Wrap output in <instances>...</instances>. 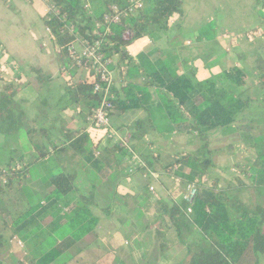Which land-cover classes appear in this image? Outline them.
<instances>
[{"label": "trees", "instance_id": "16d2710c", "mask_svg": "<svg viewBox=\"0 0 264 264\" xmlns=\"http://www.w3.org/2000/svg\"><path fill=\"white\" fill-rule=\"evenodd\" d=\"M133 1L144 2V8L123 19L120 24L111 25L110 33H107V27L102 24L104 15L110 13L113 7L124 11ZM51 2L60 13L51 16L50 20L47 17L45 23L46 28L51 29L58 48L61 69L69 72L67 94L70 106L80 107L86 122L100 106L102 97L94 91V73L90 72L83 79V69L69 57L68 49L77 43V38L64 31L65 26L74 27L76 34L88 42L102 40V51L106 57L118 59L122 86L121 89H113L112 116H123L134 110H143L147 114L129 132L133 151L150 170H155L156 164H159L165 173L178 180L200 182L192 206L185 201L180 204L157 201L154 205L157 219L153 224L158 225V230L162 232L171 229L176 233L179 243L188 251L187 264H260V257L264 255V208L250 209L238 197L220 190L217 185L201 184L203 177L210 175L214 167L210 134L224 130V136L241 138L244 144L255 149V163L246 170L251 185L264 188V138L242 131L243 127L237 125L249 103L256 101L252 89L246 86L253 73L245 68L233 67L218 76L196 81L181 74L160 55L154 56L153 52L137 58L130 56L128 47L132 43L145 37L154 41L157 34L170 29L173 18L183 15L182 0H97L94 12L89 11L83 0ZM127 32L132 34L129 41L124 39ZM261 62L255 72L258 82L264 85V65ZM17 93L12 85L6 86L0 93V135L6 138L19 134L25 115L23 111L16 110ZM85 131H65V142L55 145L53 151H64L69 142L100 176L104 175L106 166H111L110 163L114 162L120 170L125 159L131 157L129 151L107 140L105 132L101 141L95 142V138ZM42 132L45 139H51L48 129H42ZM151 133L161 138L191 134L200 141L202 149L164 166L147 144L143 147L133 145H139ZM104 140L106 144H103ZM94 148L99 152L98 156ZM48 155L49 152L40 155L22 171H8V184L0 187V213L4 216V226L12 231L13 237L25 244L26 258L31 264H69L98 240L96 228L101 217L112 218L114 215L111 206L100 207L101 198L95 189L81 192L75 174L65 171L51 174L43 184L44 193L31 192L16 183L17 178L27 175L31 166ZM11 162L7 164V169L11 168ZM126 172V176H132L127 167ZM15 184H18L17 193L23 196L24 211L17 209L16 202L19 200L14 198L11 189ZM143 191L136 205L145 208L143 206L147 203H152V195L148 186ZM115 199L120 200V197L115 195ZM195 234L197 238L190 242ZM4 245V238L0 236V246ZM4 262L0 261V264ZM116 264L126 263L117 260Z\"/></svg>", "mask_w": 264, "mask_h": 264}, {"label": "crops", "instance_id": "0c3cea01", "mask_svg": "<svg viewBox=\"0 0 264 264\" xmlns=\"http://www.w3.org/2000/svg\"><path fill=\"white\" fill-rule=\"evenodd\" d=\"M96 1L83 0L90 12H94L97 8ZM192 1L197 2L199 0H190L187 6L186 0H182L183 15L174 17L170 29L157 34L154 41L145 37L132 43L128 47L130 56L137 58L141 54L153 52L154 56L160 55L163 61L171 63L181 74H186L196 81H204L218 76L233 67L250 70L253 76L246 81V86L252 89L256 101L249 103L247 110L240 116L237 125L243 127L242 131H249L260 138H264V85L258 82L255 72L260 61H262L261 65H264V32L261 37L253 35L254 37L250 39L246 36L248 33L232 34L231 31L228 32L229 27L237 29L239 23L235 24L229 21L227 23L228 30L221 35L214 29L213 16H209L215 14V11L214 14L212 11L213 6L203 5L200 16L194 17L190 16L194 12L191 10ZM205 1L206 3L215 2V6L218 5L217 0ZM226 2L233 6L235 0H226ZM248 5L247 9L250 12H244L241 20L244 21L243 18L249 17L254 22L253 9L255 5L257 12L262 14L261 17L264 20V0L249 1ZM48 10L49 4L46 0H0V93L4 91L6 86L12 85L18 91L15 98L16 102L19 96H22V91H19L21 88L33 86L37 90L41 88V86L38 87L39 84L47 83L50 86L56 85L57 89L68 82L69 72L61 69L58 48L47 32L45 20L49 13ZM206 16L209 17L204 22ZM241 17H237V19ZM196 21L197 23H195ZM207 26L210 28L206 29ZM246 31L257 32L261 29ZM214 35V38H210ZM225 35H228V40H224L227 39L223 37ZM76 48L79 50L81 46L76 45ZM222 51L225 52V56L219 58L218 56L221 55ZM116 60L118 61V59ZM119 69L120 64L115 69V87L121 89ZM3 70H6L7 73H1ZM81 75L83 79H86L89 73L81 70ZM49 90L52 91V89ZM20 99L23 101V97ZM17 103L24 106L20 102ZM254 105L256 107H253ZM55 115L54 119L60 129L57 126L56 135L51 132V139H46L43 142L42 147H39L41 150L39 148L33 150L35 153L39 152V156L48 152L55 153L53 147L55 145L60 146L65 142V131L85 129L86 133H90L91 137L95 138V142L101 141L104 136V132L89 127L88 119L85 122L78 106H69L64 111L56 110ZM146 116H143L141 110L130 111L123 116L114 114L112 126L119 133L130 134L129 132L134 128L135 123L146 118ZM33 131L31 130V132ZM223 131L217 130L210 134V150L213 151L212 161L214 164L209 175L212 185L218 184L217 181H212V176L219 173V178L225 176L224 174L221 175V169L224 164H230L232 165L230 171L237 179L225 188L222 186L223 183L219 182L218 188L220 187V190L230 195L244 191V195L248 199L255 194L264 195V188H256L251 185L250 176L246 170L247 166L255 163V149L244 144L241 138L224 136ZM10 138L0 135V145L7 144ZM103 144H106V140L103 141ZM144 144H147L152 152L160 157V160L162 157L170 158L171 163L187 154L196 153L201 147L200 141L191 134L161 138L151 133L139 145L134 143L135 146L142 147L145 146ZM232 145H234L235 150H232ZM69 146L71 145L68 142L66 147ZM96 152L98 151L96 150ZM30 157V161H36L38 158L35 155L33 159L31 155ZM46 159H49L48 156L41 161ZM10 161H12V165L20 161L25 166L29 165V163L25 164L22 159L16 161L13 158ZM83 163L86 168L92 170L84 159ZM7 164L0 165V169L5 168ZM35 164H39V162ZM110 164L111 166L105 167L103 176L92 170L97 175L98 183L92 184L91 190L95 189L101 198L100 206L104 202L111 206L114 217H101L96 228L98 240L69 264H116L118 259L126 264H177V259L183 256H185L187 263L188 251L185 246L179 243L176 233L171 229L162 232L158 230V225L153 224L157 219V209L154 206L157 201L177 204L184 201L183 181L165 173L159 164H156L155 170H152L155 172L156 178L146 175L142 171L129 177L126 176L127 165L125 163L122 164L120 170L118 166L114 165V162ZM237 166H242V168H237ZM31 170L32 166L24 179L27 180ZM146 186L149 187L152 195V203H147L146 206H143L145 208L137 207L136 203H139V197L142 196ZM40 192H45L43 185L37 193ZM115 195H118L120 200L115 199ZM113 199L115 200L114 203H112ZM258 207L264 208V203L257 205L254 209ZM140 208L142 209L141 212ZM10 235V230L4 226L3 218L0 215V236H3L5 241ZM196 238L197 234L190 239V242ZM165 250H169L168 256H166L167 261L163 260ZM10 256L8 257L10 259L17 258L13 252ZM260 264H264L261 259Z\"/></svg>", "mask_w": 264, "mask_h": 264}, {"label": "rangeland", "instance_id": "374dc122", "mask_svg": "<svg viewBox=\"0 0 264 264\" xmlns=\"http://www.w3.org/2000/svg\"><path fill=\"white\" fill-rule=\"evenodd\" d=\"M217 1H218L216 2L218 4L217 6H215V2L206 3L205 0H199L197 2L192 1L191 10H193L194 12L191 13L190 16H194V17L200 16L203 5L204 6L207 5L208 7L213 6L215 9L218 10L216 11L212 7L213 14L214 11L215 14L209 16H213L214 21L212 23L217 33L220 32L221 35L224 34L225 31L228 30L227 23H229V21L235 24L239 23V25L236 27L237 29H232L231 27H229L228 32L231 31L232 34H239V32L240 34L250 33L252 31H246V30L249 29L255 30L258 28L261 29L262 33L264 32V20L262 19L260 13L257 12L256 5L253 9L254 22H252L249 17L243 18L244 21L241 20L242 19L241 16L243 15V13L249 11L247 9L249 7L248 2L253 0H235L233 6L231 3H229L228 5L226 0H217ZM189 2L190 0H186V6L187 3ZM204 12L205 14H207L206 11ZM209 16H206L204 18V22H206L205 20ZM237 17H241V18L237 19ZM195 23H197V21ZM223 37L227 38L224 40H228V37L225 36ZM218 51H220V49H218ZM223 55L225 56L224 51H222L221 55L218 57L223 58ZM9 68L12 69V67ZM1 73H7V71L3 70ZM38 87L40 89L37 90H35V87L33 86L31 87L28 86L27 88L19 89V91L20 90L22 91L21 92L22 96H19L17 102L24 104V106H20V104L17 103L18 108L16 110L17 112H19L20 110L23 111L25 115L21 123L19 134L15 137H11L8 140L9 142H7V144L0 145V165L7 164L11 158L12 159L14 158V160L16 161H20L22 159L25 164L32 163L34 160L30 161L31 160L30 155L32 156V159L34 155L39 157V152L35 153L33 152V150L35 148L42 147L43 142L46 140L42 132V129L47 128L49 129L50 133L51 132L53 133V135L57 134L56 130H57V126L59 128V125L58 123H56L54 119L55 116L57 115V114L55 115L56 110L64 111L66 108L70 106V103L68 101L69 96L67 94L68 83L67 82L64 83V85H62L61 88H57V89H56L57 87L56 85L50 86L47 83L39 84ZM49 89H52L53 92L50 91ZM21 97H23V101H21L20 99ZM255 104L258 105L257 103ZM256 105H254L253 107H256ZM141 111L143 113V116H146L145 111L143 110ZM44 123H46L47 125ZM64 126L66 127V125ZM31 130H34V132L31 133ZM231 148L232 150H235L234 145H232ZM14 149L17 150L15 151ZM201 149L202 148L200 147V149L197 152L199 153ZM98 153L99 152H96V156L98 155ZM48 158L49 159H46L45 161H41L39 162V164H35L32 166V170L28 175L27 180L24 179L26 177H24L25 175L23 174V176L17 178L16 183L18 182V184H21V187L26 190H29L31 192H38L41 190L42 185L48 180L51 174L58 173L60 171H65L66 173L75 174L76 184L81 189V192L90 191L91 185L98 183L97 175L92 170H90V168L85 167L83 163L82 155L78 153L73 146L66 147L65 150L62 152L49 153ZM171 161L172 160L170 158L162 157V163L164 164V166L170 164ZM16 163H20V162H16ZM223 166L224 167H222L221 169L222 172L221 175L224 174L225 176L219 178L218 175L220 173L215 174L214 176H212V181L218 182L217 187L219 186V182H222L223 183L222 186L225 188L230 183L232 184L233 181H236L237 178H235L230 171L232 165L224 164ZM237 168L241 169L242 166L239 167L237 166ZM2 175H0V180L6 179ZM205 177L209 179V175ZM18 184L13 185L11 189L13 190V194H15L14 198L19 200L16 202L17 209L19 211H24L26 209V205L23 200V196L20 193H17ZM186 184L187 182H183L185 191H186ZM211 184L212 182L210 181L209 185ZM0 187L2 188V185H0ZM7 189L9 190V188ZM231 196H236L239 199H241V201L244 202V204L250 209H254V207H256L257 205L264 203V195L258 196L257 194H255L254 196H250L248 199L247 197H245L244 191H239L231 194ZM106 206L107 205L104 202L100 207L102 208ZM2 218H4L3 215ZM10 234L11 235L7 237L4 241L6 245L0 246V261H5L4 262L5 264H31L30 261H28V258H26V252L24 248L25 244L22 242L24 247L20 246L18 241L21 240L17 237H13L11 230H10ZM12 252L17 256V258L15 259L8 258L10 255H12ZM168 253L169 250H165V253L163 254L164 261H167L166 256H168ZM260 259L261 261H264L263 256H261ZM176 263L187 264L185 256L178 258Z\"/></svg>", "mask_w": 264, "mask_h": 264}, {"label": "built area", "instance_id": "2783aa9c", "mask_svg": "<svg viewBox=\"0 0 264 264\" xmlns=\"http://www.w3.org/2000/svg\"><path fill=\"white\" fill-rule=\"evenodd\" d=\"M49 4L48 10V20L51 16L58 15L60 12L58 8L51 2V0H46ZM144 5L142 1H133L131 6L126 10L121 11L118 7H113L112 11L108 14H105L103 17L102 24L105 25L107 33H110L111 25L120 24L123 19L137 13L139 10L143 9ZM99 26V24H98ZM64 31L68 32L71 36H76L77 43L73 46H70L68 49L69 57L72 61L81 69L86 70L88 73L93 72L95 75V84L94 91L101 95L102 100L100 106L95 109L88 118L89 127L96 128L99 131H103L107 134L106 139L112 141L114 144H118L120 147L131 153V157L125 159V164L127 165L128 173L133 175L139 169L144 170L146 175H151L156 178L155 172L150 170L145 161L140 158L132 149L131 137L130 135L119 133L112 126V113L114 110V105L112 101L115 99V93L113 92L114 87L116 86L115 79V68L118 66V61L115 58H107L103 48V41L97 40L93 43L84 40L80 35L76 34L75 28L72 26H65ZM47 32L51 35V29L47 28ZM261 37L263 33L261 31L251 32L247 34V38ZM52 37V35H51ZM228 37V35H225ZM132 38V34L127 32L124 34V39L129 41ZM53 39V37H52ZM76 45L81 46V49H77ZM99 155V153H98ZM97 155V156H98ZM16 163V162H15ZM11 165V168L7 169L6 167L0 169L3 177L6 178L8 171L10 169L15 171H22L25 167L24 164L16 163ZM210 180L207 177H203L201 184L209 185ZM8 184V179L0 180V185L6 186ZM200 182H187L186 191L184 196V201L188 203L189 206H192L199 189ZM192 209L189 208L188 212L191 213ZM20 246H23L22 241H18Z\"/></svg>", "mask_w": 264, "mask_h": 264}]
</instances>
